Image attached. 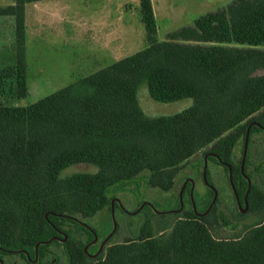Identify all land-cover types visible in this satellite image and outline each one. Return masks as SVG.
<instances>
[{
    "label": "trees",
    "instance_id": "trees-1",
    "mask_svg": "<svg viewBox=\"0 0 264 264\" xmlns=\"http://www.w3.org/2000/svg\"><path fill=\"white\" fill-rule=\"evenodd\" d=\"M41 1L46 0L0 6V16L15 21L13 65L0 72V94L11 102L28 95L26 9ZM139 4L144 48L32 104L0 101V261L264 264V153L257 151L259 163L253 176L248 174L253 137L264 132V0H231L160 41L152 0ZM142 84L157 102L191 98L194 104L150 118L138 102ZM253 122L260 127H250ZM249 128L247 214L259 221L240 225L247 214L235 194L223 211L219 196L210 208L209 191L210 200L197 212L191 196L188 205L183 195L178 211L143 206L135 212L145 216L131 228L133 234L90 257L85 248L97 233L83 219L112 213V187L149 172L151 187L172 191L184 166L204 150L203 160L209 155L208 162L231 166L244 206L249 185L242 158L236 162L234 156ZM79 164L97 171L64 176ZM117 209L114 203V213Z\"/></svg>",
    "mask_w": 264,
    "mask_h": 264
},
{
    "label": "rangeland",
    "instance_id": "rangeland-1",
    "mask_svg": "<svg viewBox=\"0 0 264 264\" xmlns=\"http://www.w3.org/2000/svg\"><path fill=\"white\" fill-rule=\"evenodd\" d=\"M100 1L102 0H46L27 5L26 19L28 16L30 21V35L27 33L26 25V65L29 89L25 99L10 101L11 104L20 106L32 104L96 71L99 68L100 56H98L94 45L96 42L95 20L99 17H105L107 28L109 23L117 22L118 55L116 60L119 61L146 45V32L140 14L139 0H104L101 3ZM229 1L231 0H153L157 25L156 40H165L168 33L192 25L199 16L215 10ZM13 3L14 0H0L2 7ZM53 3L56 5L54 6L55 16L50 19L48 11ZM109 10L113 14L111 18L101 14L102 11L109 12ZM96 11L97 14H95ZM7 26L8 23H6ZM13 43L14 37L7 30H4L3 34L0 33V55L5 61L2 65L0 63L1 69L13 65L11 59ZM137 97L142 111L150 118L174 115L194 104V100L191 98L172 103L157 102L151 98L146 84H142L138 88ZM4 100L7 101L4 96H0V101ZM243 150L244 143L241 140L235 148L234 159L236 162L242 158ZM249 150L252 152V158L248 174L253 176L259 163L254 160L256 159L254 155L257 154V151H260L261 155L264 153V132L254 135ZM205 151L196 154L184 166L177 177L176 187L172 191L165 192L151 187L148 184L149 172H145L135 181L112 187L110 194L121 202L124 210L117 209L114 216L109 210H104L93 218L83 219L84 223L94 229L98 236L97 241L90 242L87 246L89 254H94L100 242L112 233L114 219L119 226V232L111 236V241H108L106 246L120 242L133 234L131 228L134 229L145 216L144 213H135L140 207L151 205L150 207L158 212L176 210L180 201L181 187L187 178L195 182L192 195L196 207L202 210L210 200L209 191L203 181ZM208 170L210 179L215 182L221 193L219 195L222 201L220 209L225 211L226 204L233 199L228 175L222 165L213 162H208ZM96 171L97 168L92 165L79 164L69 167L64 172V176L77 172ZM189 198V195L185 194L187 204ZM247 213L248 211L244 214ZM259 219L254 214H247L246 217L239 220V223L240 225H252ZM65 229H69V227H65ZM52 250L58 254L61 253L57 247H52ZM0 264L27 263L18 257H5L0 261Z\"/></svg>",
    "mask_w": 264,
    "mask_h": 264
},
{
    "label": "crops",
    "instance_id": "crops-1",
    "mask_svg": "<svg viewBox=\"0 0 264 264\" xmlns=\"http://www.w3.org/2000/svg\"><path fill=\"white\" fill-rule=\"evenodd\" d=\"M48 1H51V0H48ZM102 1H104V0H102ZM102 1H100V3ZM152 3H153V0H152ZM54 6H56V5H54V3L51 4L50 8H49V11H48L49 12L48 18H50V19L54 18V16H55L54 15L55 14V10H54L55 7ZM153 8H154V5H153ZM154 13H155V9H154ZM95 14H97V11L95 12ZM101 14H103L104 16L108 15L109 18H111V16L113 15L111 10H109V12H103L102 11ZM6 23H8L7 27H6ZM116 23H115V21H114L113 24L109 23V26L107 28V25L105 24V17H102V18L99 17L98 19L95 20V29H96L95 41L96 42H95L94 45H95L96 52L98 53V56H100V58H99V64H98L99 68L96 71H94V72H97V71H99V70H101V69H103V68H105V67H107V66H109V65H111V64H113V63L118 61V60H116L117 59L116 57L118 55V46H117V40H116ZM26 25H27V33H28V35H30V21H29L28 16H27V19H26ZM4 30H7L8 33L12 37H14L15 21H14L13 17L0 16V33L3 34ZM28 38H29V36H28ZM157 41H160V40L157 39ZM145 43L147 45V41L146 40H145ZM146 45H144L143 48ZM120 51H124V50H120ZM129 55H131V54H129ZM125 57H127V56H125ZM4 62L5 61L2 59V55H0V63H1V65ZM2 70L3 69L0 68V72ZM7 85L8 84H6V86ZM0 96H4V98L7 99L6 102H10L11 101V99L8 97L7 94H0Z\"/></svg>",
    "mask_w": 264,
    "mask_h": 264
},
{
    "label": "water",
    "instance_id": "water-1",
    "mask_svg": "<svg viewBox=\"0 0 264 264\" xmlns=\"http://www.w3.org/2000/svg\"><path fill=\"white\" fill-rule=\"evenodd\" d=\"M252 125H256V126H259V127H260V124L257 123V122H253V123L250 125V127H251ZM249 135H250V128H249L248 131H247V135H246V137H245V142H244V150H243L242 165H241V171H242V174H243V175H245L244 164H245L246 157H247V153H248ZM210 155H214V154H210ZM208 156H209V155H205V157H204V168H203V179H205L206 182H208V181H207V177H208ZM228 169H229V174H228V176H229L230 183H231V185H232L233 191H234V193H235V195H236V197H237V201H238L239 209H240V211H241L242 213H245V212L248 211L247 195H248V193H249V191H250L251 180L248 178L249 187H248V191H247V194H246V196H245V199H244V200H245V207L242 208L241 203H240V201H239V198H238V196H237L236 188H235V185H234V179H233V178H234L233 170H232V168H231L230 165H228ZM213 190H214V197H213V199H212V204L210 205V208H211L212 205L216 202L217 197H218V192H217V190H216L215 188H213ZM191 201H192V204H193V208H194V210L197 212V207H196V204H195V202H194L193 195H191ZM113 204H114V201H112V210H113ZM180 204H181V208H182V207H183V195H182V191H181V193H180ZM150 206H151V205H150ZM154 210H155V209H154ZM155 211H156V210H155ZM157 212H158V211H157ZM171 212H174V210L171 211ZM116 228H117V223H116V221H115V219H114V228H113V231H112V233H111V234H110V235L104 240L103 244H105V242H106V241H107V240H108V239H109V238L115 233ZM61 240H62V241H66V240H67V236L65 235L64 238L61 239ZM85 250L87 251V247L85 248Z\"/></svg>",
    "mask_w": 264,
    "mask_h": 264
},
{
    "label": "flooded vegetation",
    "instance_id": "flooded-vegetation-1",
    "mask_svg": "<svg viewBox=\"0 0 264 264\" xmlns=\"http://www.w3.org/2000/svg\"><path fill=\"white\" fill-rule=\"evenodd\" d=\"M208 157H209V156H208ZM222 165H224L225 167L228 168V164L222 163ZM228 174H229V173H228ZM243 176H244V178L246 179V181H247V183H248V178H249V177H248L247 175H243ZM203 181H204V185H205L207 191H211V192L213 193V196H214V190H213V188H215V189L217 190V192H218V196L221 195L220 190L217 188L215 182H213V181H212L211 179H209L208 177H207V181H208V182H206L205 179H204ZM228 182H229V185H230L231 190L233 191L232 185H231V183H230L229 176H228ZM188 185H190L189 190H187ZM234 185H235V183H234ZM248 185H249V183H248ZM194 189H195V182H194L192 179L187 178V180L183 183V185H182V187H181L182 195H185V194H186V195H190V196H191V195L193 194V192H194ZM233 194H235L234 191H233ZM113 201H114V203H117V204L119 205V207H120L121 210H124V206L121 204V202H120L118 199H113ZM241 206H242V205H241ZM244 207H245V204H244V206H242V208H244ZM141 208H142V207H140V209H141ZM248 208H249V207H248ZM174 211H178V209H176V210H174ZM126 212H127V211H126ZM112 216H114V204H113ZM110 238H111V237H110ZM110 238H109V239H110ZM109 239L105 242V244H103L104 240H102V241L100 242V244H99V247H98L97 251H96L94 254H89L90 257H91V258H95V257H97L98 255H100V254L103 252V249L105 248L106 243L109 241ZM97 240H98V236L95 235V238H94V240H93L92 242H95V241H97Z\"/></svg>",
    "mask_w": 264,
    "mask_h": 264
}]
</instances>
